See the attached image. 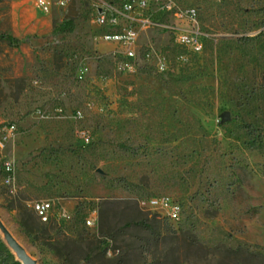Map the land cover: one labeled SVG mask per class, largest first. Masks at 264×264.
Returning <instances> with one entry per match:
<instances>
[{
  "label": "rangeland",
  "instance_id": "rangeland-1",
  "mask_svg": "<svg viewBox=\"0 0 264 264\" xmlns=\"http://www.w3.org/2000/svg\"><path fill=\"white\" fill-rule=\"evenodd\" d=\"M45 1L0 0V158L15 164L0 218L16 239L38 264L263 262L264 143L248 141L264 140V0L135 6L150 56L133 71L98 37L99 0ZM60 196L71 218L40 223L31 203Z\"/></svg>",
  "mask_w": 264,
  "mask_h": 264
},
{
  "label": "built area",
  "instance_id": "built-area-1",
  "mask_svg": "<svg viewBox=\"0 0 264 264\" xmlns=\"http://www.w3.org/2000/svg\"><path fill=\"white\" fill-rule=\"evenodd\" d=\"M63 4L62 1H58ZM36 6L47 9L48 2L45 0H35ZM138 6L143 9L148 6V0H99L94 7L93 21L103 29L99 34L100 40L110 43L109 54L114 59L116 65L123 70L133 71L142 62V59L148 60L150 51L142 53L137 43L139 30L145 25V21L138 16L131 14V11ZM166 9H171V3L165 4ZM182 11L174 12L176 18L182 17ZM189 16H194V10L188 12ZM178 43L194 46L196 38L188 33H179ZM0 169H5L6 180L8 185L13 183V174L15 164L13 159L0 158ZM68 198L60 196L55 199L35 200L31 203V210L36 216H40L41 220L49 219V223L59 226L61 223L68 221L72 212L67 207ZM158 216V210H165V219L170 221V216L181 215L182 206L177 200L169 196H152L142 199L140 202ZM98 212L96 208H92L83 218L84 225L96 226Z\"/></svg>",
  "mask_w": 264,
  "mask_h": 264
},
{
  "label": "water",
  "instance_id": "water-1",
  "mask_svg": "<svg viewBox=\"0 0 264 264\" xmlns=\"http://www.w3.org/2000/svg\"><path fill=\"white\" fill-rule=\"evenodd\" d=\"M228 113L224 112L221 116V122L228 120ZM0 238L7 246L11 254L20 264H38V260L27 252L26 248L11 233L8 227L0 218Z\"/></svg>",
  "mask_w": 264,
  "mask_h": 264
},
{
  "label": "trees",
  "instance_id": "trees-1",
  "mask_svg": "<svg viewBox=\"0 0 264 264\" xmlns=\"http://www.w3.org/2000/svg\"><path fill=\"white\" fill-rule=\"evenodd\" d=\"M62 30L64 31H69L73 28V22L69 19L68 21H63L62 23ZM0 39H4V40H8V41H13V39L10 37L9 34L7 35H4V34H1L0 35ZM258 136V135H257ZM256 138V137H255ZM260 138V137H259ZM256 140L254 139H251V141L249 140L248 142H250V146L251 147H257V146H262L263 143H264V140L263 139H259L257 143H251V142H254ZM156 215V214H155ZM157 216V215H156ZM159 218H161L163 221L165 222H168L166 219H165V216L158 213V216ZM41 223V222H40ZM48 224H51V223H48ZM53 225V224H52ZM55 226V225H53ZM0 264H20L15 258L14 256L11 254V252L9 251V249L7 248V246L5 245V243L2 242L1 238H0ZM256 264H264V260L263 262H259V263H256Z\"/></svg>",
  "mask_w": 264,
  "mask_h": 264
},
{
  "label": "bare ground",
  "instance_id": "bare-ground-1",
  "mask_svg": "<svg viewBox=\"0 0 264 264\" xmlns=\"http://www.w3.org/2000/svg\"><path fill=\"white\" fill-rule=\"evenodd\" d=\"M4 175H5V169H4ZM37 218H38L39 221L42 222V223H48L47 221H49V219H43V220H41V217H40V216H37Z\"/></svg>",
  "mask_w": 264,
  "mask_h": 264
}]
</instances>
